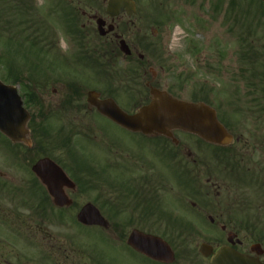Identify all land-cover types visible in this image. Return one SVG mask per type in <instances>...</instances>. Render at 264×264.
<instances>
[{
    "label": "rangeland",
    "instance_id": "374dc122",
    "mask_svg": "<svg viewBox=\"0 0 264 264\" xmlns=\"http://www.w3.org/2000/svg\"><path fill=\"white\" fill-rule=\"evenodd\" d=\"M107 1L0 0V78L4 82L10 80L6 75L7 70L11 76L19 73L28 75L25 84L28 81L34 82V77L30 75L37 76L36 79H45L54 73L68 74L67 78L71 82L76 79L78 85L84 89L82 99L85 101L86 92L97 87L94 83L96 80L91 79L97 71L101 72V70L93 68L95 62L93 63L92 60L90 65L85 61L81 62L79 56L81 47L84 49L82 52L90 54L96 43H99L98 46L106 41L115 43L111 36L106 37L104 41L99 39L97 30L95 17L105 18L108 23L112 21L106 14ZM133 1L137 7L136 14L124 15L116 19L115 25L120 33L123 32L124 39L127 40L131 49L134 51L139 49L145 56L147 81L179 99L191 102L205 101L216 109L235 140L239 139L233 148L234 154L241 159V162L239 169L232 171L222 165L218 152L215 154L213 147L199 142L197 137L187 133L177 134L182 147L185 148L182 155L186 156L187 161L191 158L197 160L200 183L206 186L197 196L192 194L191 189L184 190L182 197L186 204V211L178 214L177 219L185 218L186 223L175 231L189 237V243L186 246L191 250L192 255L194 252L200 255L198 249L201 243L211 244L214 247L227 243V233L220 229L225 224L223 220L229 224L228 231L241 229L240 239L244 238L249 243L257 239L264 240V108H258L257 113L256 110L255 112L248 110V107L254 104L255 90L251 88V85L259 82L254 77V72H258L259 76L264 72V1L235 0L236 3L232 0ZM7 10H11L8 15ZM68 14L69 18L71 15V29L68 28L70 23ZM9 20H13V23ZM23 28L26 30L23 31ZM38 36L41 37L46 54L40 55L31 47L33 44H30L28 37L37 38ZM6 44L10 46V51ZM39 46L42 47L41 44ZM19 52L21 54H18ZM27 55L28 58H25ZM37 55L40 59H37ZM161 63L165 66V71L161 70ZM29 65L32 66V70L27 74L26 69ZM122 66L126 67L125 62H122ZM251 75L253 81H249ZM185 77L186 80H184ZM109 78L108 81H113L116 88L114 98L126 111H133L138 108L139 103L145 101V97L132 99L130 92H124L125 83L119 82L120 76H116L115 80H112L111 76ZM33 82L30 84L33 88L31 91L37 100L42 99L43 106L40 108L31 103L27 109L37 116L46 109L44 103L49 109L57 110L56 107L63 101L64 92L55 94L50 87L48 93H45L42 87L35 86ZM71 82L68 84H72ZM18 84L20 93H24L25 89L20 82ZM78 85L76 86L79 88ZM101 89L105 88L101 87ZM142 93L148 94L147 91ZM237 106L244 110L243 114L235 113ZM75 115H78L75 111H69L51 121L48 126L52 134H56L59 130L57 128L69 122V119ZM36 120L40 121L38 118ZM55 138L52 139L54 145L52 144L47 151L51 152L54 160L66 165L69 153L66 149L55 148L60 142L59 136ZM71 140L72 150L76 154L75 160L82 165L86 163L87 167L97 169L95 159L90 155L98 156L100 149L97 148L96 143L83 142L84 139L79 136L71 137ZM84 147L89 151L87 154ZM15 151L16 149L0 148V171L9 170L4 167L6 163L1 162L3 159L13 164L15 166L13 169L21 172L30 169L29 159L34 156L29 158L20 150L18 159ZM189 152L195 157L187 156L186 153ZM210 173L214 176L211 183L216 182L217 188L210 187V182L206 183ZM238 174L241 176L239 177ZM104 178L105 180L101 181L105 183L108 195H102L98 190L81 194L75 200L77 207L91 201L106 217L111 215L105 201L108 196L114 194L111 188L112 179L109 174ZM186 178H188L186 185L190 187L191 179ZM208 190L211 192L207 197L205 192ZM190 201L198 203V209L216 206L208 214L215 222L212 223L207 215L198 216L200 215L197 213L198 209L192 210ZM221 212L224 214L222 219L218 218ZM112 220L114 221L113 218ZM50 225L51 229L56 231L57 242L59 240L62 243L65 242L62 235L67 237L70 234L73 238L71 242L73 251L68 261H88L89 264H97L96 261L103 262L109 258H115L120 264H148L127 246L123 247L119 244L116 239L118 232L108 233L92 227L86 228L77 225L75 220L69 225V231L59 222ZM149 232H160L164 237L177 234L171 229L161 228L149 230ZM123 233L126 240L130 231ZM260 234L262 235L259 237ZM64 247H67V244L62 246L64 254L59 261H65L67 259H64V256H69V251H66ZM46 252L48 253L47 250ZM191 259L199 261L197 258Z\"/></svg>",
    "mask_w": 264,
    "mask_h": 264
},
{
    "label": "flooded vegetation",
    "instance_id": "af4514ba",
    "mask_svg": "<svg viewBox=\"0 0 264 264\" xmlns=\"http://www.w3.org/2000/svg\"><path fill=\"white\" fill-rule=\"evenodd\" d=\"M108 36L117 41L120 38L116 33H111ZM99 54L105 59H107V54H113L109 58L111 62H114L113 70L122 72L128 78L136 75V72L137 75H148L146 67H144L145 63L140 62L144 58H140L142 53L139 49L136 51L132 50V54L126 56L121 51ZM122 62H125L126 67L122 66ZM104 67L106 65H101L100 68L104 69ZM140 67H142V71ZM160 68L165 71L164 66H160ZM91 80H96L94 83L97 84L96 88L99 90L96 88L88 90L86 96L90 91H94L101 100L109 98L118 103L114 98L115 93L109 90L106 71H97ZM70 82V79L66 76L54 73V75L42 79L40 84L45 93H48L50 87L55 94L64 92L62 100L66 98L65 96L75 94L76 99L74 101L76 104L74 106L78 115L73 116V119H69V122L64 125L70 138L79 136L84 139L83 142L96 143L95 145L100 149L97 157L90 154L95 159V166L97 167V169L94 168V171H96L93 174L95 178H91L90 173L86 171L90 167L87 168L86 163L82 165L76 161L74 155L69 153V151V155L67 153L68 156L66 158L67 163L64 162L66 165L61 162L62 166L55 160L70 179L72 177L77 179L76 181L72 179L76 183V187L73 188L71 183L62 182L58 189L65 202L70 199L73 202L71 204L68 203V205L65 202L58 204L54 195L50 193L48 186L43 184L39 176L32 171V166L37 160L46 156L54 159L50 154L51 152L47 151L50 148V144L48 142L41 144V142L36 140V137L31 136L30 144L22 143L20 145L10 141L0 132L1 149H16L18 152L22 151L21 153L29 156V158L34 156L29 159L30 169L22 172L18 169H13L15 166L9 164L6 159L1 161L3 164H7V166L4 164V167L9 170L0 171V264H89L90 262L88 261H68L73 251L71 247L73 238L68 233V238L62 235L64 243L60 240L57 242L56 231L51 229L50 224L59 222L62 227L67 228V231H69V225L78 217L79 210L86 204L84 203L82 206L77 207L75 200L79 195L93 190L100 191L102 195H108L106 194L105 183L102 182L108 174L111 175V188L115 195L112 194L106 199L105 203L108 204L111 215L106 217L104 214V216L111 225L109 227L91 226L92 228L108 233L118 232L119 235L116 239L119 244L123 247L128 246L133 253L141 256L148 264H212V256L206 258L199 251L200 255L195 252L192 255L191 250L187 249L186 246L189 243V237L179 231L178 233L175 231L186 223L185 218L180 217L177 219L179 217L178 214L180 215L182 211H186V204L182 197V193L185 190L183 163H185L184 166L191 167V175L188 173V176L193 181L192 186L195 188L196 195H199L206 186L200 183L197 160L191 158V160L187 161L185 159L186 156L182 155L185 148L182 147L181 141L177 137L180 131L173 130L167 134L151 133V135H147L141 131L128 130L99 112L97 107L92 106L88 102V96L84 101L82 99L84 89L78 85L76 79H73L72 84H68ZM146 86L149 95H143L142 92L138 91L136 96L139 99L142 97L146 98V101L142 102L143 105L150 102L153 97L150 90L155 87L151 82H147ZM101 87L105 89H101ZM64 102H60L59 105H63ZM133 111L125 110L128 114L135 112ZM43 113L46 123H50L52 116L49 109H45ZM88 118H91V120H88ZM65 136H67L66 133ZM84 150L87 154V148ZM186 154L190 157L194 156L190 152ZM108 171L110 172L108 173ZM213 177L212 173H210L206 183H211ZM217 186L216 182L210 184L212 188H217ZM210 192L211 190L205 192V196L208 197ZM122 198L125 199L124 202H121ZM190 204L192 210L196 211L198 209V203L190 201ZM199 209L197 210V213L200 214L198 216L207 215L212 223L215 222L210 215L208 216L209 212L215 209L214 207L209 209L200 207ZM223 217L224 214L221 212L218 218L222 219ZM223 222L225 224L220 229L226 232L227 235L230 233L235 235L233 237V247L241 253L244 252L253 257H258L264 263V240L261 239L249 243L246 239L239 238L241 229L230 232L227 230L226 221L223 220ZM156 228L171 229L177 234L171 237H164L163 233L149 232V230ZM127 230L130 232L139 230L144 233L161 236L166 242L171 244L175 259L168 263L159 260L155 261L147 255L137 252L130 245H127L126 240H124L125 235L123 232ZM245 236L248 237L247 235ZM59 237L60 235L58 234ZM254 243H259L261 248L256 249V251L251 250ZM64 244H67V247L64 248L69 251V256L65 255L64 259L67 260L59 261V258L64 254L62 250ZM45 245H47L46 248ZM215 250L217 249L214 248ZM192 257L197 258L199 261H192ZM97 264L120 263H117L115 258H109L103 263L97 261Z\"/></svg>",
    "mask_w": 264,
    "mask_h": 264
},
{
    "label": "water",
    "instance_id": "95a60500",
    "mask_svg": "<svg viewBox=\"0 0 264 264\" xmlns=\"http://www.w3.org/2000/svg\"><path fill=\"white\" fill-rule=\"evenodd\" d=\"M107 8V12L112 18L122 15L125 11L128 15L136 12L135 2L132 0H110ZM97 24L101 36L114 31L113 25H109L108 29H105V19L98 18ZM120 51L125 54L132 53L124 39L120 41ZM151 93H153L154 98L150 104L142 106L137 113L129 115L113 100L101 101L93 92L88 94V100L91 105L97 106L105 116H109L116 123L134 131H142L146 134L154 132L162 134L173 131V129H179L197 134L205 141L213 144L228 146L233 141L231 133L219 122L217 111L209 105L179 100L162 90L152 89ZM29 117L30 114L24 108L23 99L19 96L17 88L11 85L7 86L0 80V130L13 141L27 142L26 125ZM33 171L38 174L44 184L48 185L58 204L65 202L62 194L58 192L61 183L68 182L71 183L72 187L75 186L60 166L48 157L37 161ZM70 201H66L65 204L70 203ZM78 215V220L85 225L109 226L103 214L90 202L79 211ZM229 241L232 242L231 238ZM127 242L134 249L155 260L168 262L175 258L169 243L158 236L134 230ZM212 251L211 245L204 243L200 246V252L206 257L211 256ZM212 263L263 264L257 258L241 254L229 246H224L215 253Z\"/></svg>",
    "mask_w": 264,
    "mask_h": 264
},
{
    "label": "trees",
    "instance_id": "16d2710c",
    "mask_svg": "<svg viewBox=\"0 0 264 264\" xmlns=\"http://www.w3.org/2000/svg\"><path fill=\"white\" fill-rule=\"evenodd\" d=\"M22 2V1H21ZM20 2V3H21ZM232 2L233 3H236L235 2V0H232ZM253 2V1H252ZM22 5H24V4H22ZM21 5H19V7H20ZM18 8V7H17ZM10 11L11 10H7V15H8V13H10ZM70 14V13H69ZM69 14H68V19H69V21H70V23H71V28H72V20H71V15H70V18H69ZM11 23H13V20H9ZM38 25L40 26V24H39V22H38ZM12 26H13V24H12ZM26 29L25 28H23V31H25ZM41 37L40 36H38L37 38H35V37H28V40L31 42H29L31 45L33 44V45H36V46H38V47H35V46H31V47H33L34 49H35V51L38 53V54H40V53H45L44 52V49H43V47H40L39 45V43H41V39H40ZM19 44H21V45H23L22 44V42H19ZM7 45V44H6ZM7 47H8V49H9V51H10V46L9 45H7ZM31 51H33V50H31ZM115 51H119L118 50V47H115L114 49H111V51H110V48L108 47V45L106 46L105 45V43L103 44V45H101V47L100 48H98V49H96V50H92V51H90V53L91 54H93V53H104V52H115ZM34 52V51H33ZM18 54H21V52H19ZM33 54H35V53H33ZM89 54V53H88ZM36 55V54H35ZM82 55V54H81ZM38 56V55H37ZM25 57V56H24ZM25 58H28V55L25 57ZM8 73H9V70H8ZM14 77L16 78L15 80H13V82L15 83V82H17V81H19V79H18V77H17V75H14ZM254 77H256V79H258V83L257 84H252L251 85V88H253L254 90H255V92H254V104H252V105H250L249 107H248V110H251L252 112H255V110H256V113L258 112V108H260V109H263L264 108V72L262 73V75L261 76H259L258 75V72L256 73V72H254ZM249 81H253V77H252V75H251V78H250V80ZM26 98H27V102L28 101H31V99H34V98H32V96H25ZM236 114L238 113H241V114H243V111L244 110H241L238 106H237V108H236ZM221 120H223V119H221ZM226 126H227V124H226ZM44 134H48V132H47V130H44ZM64 143V142H63ZM222 149H224V148H220V150H222ZM234 151L235 150H230V147H228V150H227V152H223L222 154L223 155H221L220 156V158H221V160H225V163H226V165L228 166V167H231L232 169H235V168H237V166L239 165V161H238V159H237V157H236V155L234 154Z\"/></svg>",
    "mask_w": 264,
    "mask_h": 264
}]
</instances>
